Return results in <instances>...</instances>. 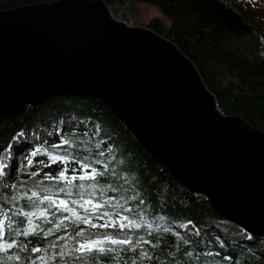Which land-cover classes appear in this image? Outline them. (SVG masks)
<instances>
[{"label":"water","instance_id":"1","mask_svg":"<svg viewBox=\"0 0 264 264\" xmlns=\"http://www.w3.org/2000/svg\"><path fill=\"white\" fill-rule=\"evenodd\" d=\"M57 97L104 103L187 189L264 237V131L226 115L195 63L105 0L0 11V120Z\"/></svg>","mask_w":264,"mask_h":264},{"label":"trees","instance_id":"2","mask_svg":"<svg viewBox=\"0 0 264 264\" xmlns=\"http://www.w3.org/2000/svg\"><path fill=\"white\" fill-rule=\"evenodd\" d=\"M52 1L55 0H0V11ZM105 1L114 15L123 9L132 13L138 4L158 9L161 15L152 17L141 26L151 28L179 46L195 63L207 87L215 95L218 107L226 115H238L264 131V21L245 14L244 9L252 0ZM67 120L71 122L68 128L65 127ZM93 122H96L97 130L89 133L86 124ZM28 131L36 142L16 165L12 179L5 173L0 177V207H12L9 197L29 189L36 190L35 184L52 187L56 193L64 184L50 182L46 179L48 176H59L65 168L69 176H78L82 174L79 171L82 163H89L104 172L98 181L107 189L106 199L113 198L114 202L119 200L124 204L125 198L138 193L137 199L127 201L133 212H122L121 215L143 212L149 222H155L152 235L148 234L147 227L129 232L133 239L143 236L155 245H142L153 257L143 264H264V237L249 233L242 237L243 231L237 232L224 225L234 224L216 213L205 196L190 191L177 180L136 141L104 103L90 98L57 97L42 105L30 106L22 116L0 120V164L16 137ZM65 138L71 141L70 145L53 147L62 144ZM37 148L41 152L31 156ZM50 155H67L70 159L52 161ZM97 160L108 167L103 169L101 164L95 163ZM13 184L16 189H12ZM56 198L67 197L58 193ZM76 198L75 195L71 197ZM140 200L144 203L140 204ZM27 203L22 199L16 206L28 211ZM77 211L84 215L82 209L77 208ZM64 215L68 214L58 213L56 218H49L58 222ZM15 219L18 226H26V221L19 224L24 219L22 216ZM33 219L45 229L55 227V223ZM93 222L103 223L95 218ZM156 223L169 231L156 230ZM81 230L86 235L96 232L124 234L111 227L92 229L74 222V218L68 219L50 236L18 237L28 245V250L21 253L20 264H24L29 256L35 258L39 255L31 253L33 247L47 248L53 241L74 245L76 239L59 238L74 237ZM54 251H59V248ZM137 253H121L119 264L130 262ZM92 259L88 258V264H92ZM95 259L100 264H117L109 257L97 255ZM58 264L63 262L58 261Z\"/></svg>","mask_w":264,"mask_h":264},{"label":"snow or ice","instance_id":"3","mask_svg":"<svg viewBox=\"0 0 264 264\" xmlns=\"http://www.w3.org/2000/svg\"><path fill=\"white\" fill-rule=\"evenodd\" d=\"M71 144V141L65 138L62 144L54 145L55 148H62ZM41 152L40 148L31 152V156L35 157ZM52 161L69 160V156L50 155ZM31 163V161H29ZM96 164H101L103 169L108 165L102 161H95ZM4 165L0 164V177L4 176ZM74 172L76 170H73ZM79 171L80 175L69 176L68 169L65 168L59 176H48L46 179L50 182L62 183L56 193L53 192L52 187L35 184L33 187L36 190H27L22 194H12L9 201L12 204L10 208L0 207V264H20L22 261L21 253L28 250L27 243L18 240V237L28 238L29 236H36L43 234L45 237L54 234L56 229L64 225V221L73 219L74 222L82 223L90 226L92 229H118L119 232L124 233L122 236L113 235L109 232H96L85 234L83 230L77 231L74 237H60V240L76 239L74 245L60 244L59 241L51 242L47 248L33 247L31 253L39 254L32 258L29 256L24 260V264H88V258L92 257V264H100L95 259V256L109 257L119 264V257L121 253H137L131 261H125L124 264H143L145 260L151 261L153 259L150 252L143 248L142 245L155 246L152 241L146 240L143 236H133L129 232L147 227L149 235H152L153 223L149 222L143 212L136 215H121V213H131L133 209L127 206L128 200L137 199L138 193L131 197L125 198V203L121 204L119 200L114 202L113 198H105L107 189L99 183L98 177H102L104 172L101 169L91 166L89 163H82ZM35 175V173H34ZM79 180L80 183H75ZM92 181V183L85 184L84 181ZM12 189H16V185H11ZM115 191V189H112ZM30 193V194H29ZM58 193H63L66 199L56 198ZM75 195L76 199H71ZM26 199L30 210L25 211L24 207H17L20 200ZM140 204L144 201L140 200ZM43 205V207H41ZM77 208L82 209L84 215L77 211ZM64 215L58 220L50 219L56 218L57 214ZM22 216L24 219L19 222L23 225L26 221V226H18L16 217ZM41 220L43 223L53 224L54 228H43L41 224L35 223L34 219ZM93 218L102 220L103 223H94ZM127 229V231H125ZM156 230L169 231L167 227L161 228L160 223H156ZM79 238V239H77ZM187 243V241H185ZM59 248V251L54 249ZM192 255V253H188ZM212 255V253H207ZM225 259H230L226 257ZM106 264V262H105Z\"/></svg>","mask_w":264,"mask_h":264},{"label":"rangeland","instance_id":"4","mask_svg":"<svg viewBox=\"0 0 264 264\" xmlns=\"http://www.w3.org/2000/svg\"><path fill=\"white\" fill-rule=\"evenodd\" d=\"M244 10L248 17L252 18L255 16L264 21V0H252L250 4H248V7H246ZM160 15V12L155 7L146 4H138L132 13L129 9H123L114 16L116 19L126 21L128 23H130V20H132L134 25L141 26L142 24L145 25L152 17ZM39 141H41L40 138ZM35 142L34 136L29 131L19 134L16 137L2 161V164L5 166L4 173L6 176H8L10 179L13 178L16 165L19 164L24 154L27 153V151L35 144ZM223 224L232 227L237 232L243 231L244 234L242 237H247L248 233L238 225L234 223H232L234 225L229 223Z\"/></svg>","mask_w":264,"mask_h":264},{"label":"built area","instance_id":"5","mask_svg":"<svg viewBox=\"0 0 264 264\" xmlns=\"http://www.w3.org/2000/svg\"><path fill=\"white\" fill-rule=\"evenodd\" d=\"M70 126H71V122H70V120H67L65 127L68 128ZM86 129H87V131L89 133H93L94 131H96L97 130V128H96V122H93L91 124H86ZM40 139H42V136H40Z\"/></svg>","mask_w":264,"mask_h":264},{"label":"bare ground","instance_id":"6","mask_svg":"<svg viewBox=\"0 0 264 264\" xmlns=\"http://www.w3.org/2000/svg\"><path fill=\"white\" fill-rule=\"evenodd\" d=\"M27 145V144H26ZM26 148V147H25Z\"/></svg>","mask_w":264,"mask_h":264}]
</instances>
